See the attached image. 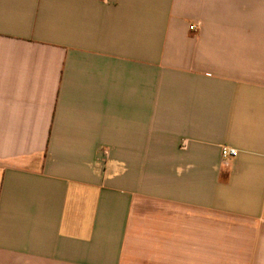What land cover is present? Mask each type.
<instances>
[{
  "label": "crops",
  "instance_id": "0c3cea01",
  "mask_svg": "<svg viewBox=\"0 0 264 264\" xmlns=\"http://www.w3.org/2000/svg\"><path fill=\"white\" fill-rule=\"evenodd\" d=\"M0 264H264V0H0Z\"/></svg>",
  "mask_w": 264,
  "mask_h": 264
},
{
  "label": "built area",
  "instance_id": "2783aa9c",
  "mask_svg": "<svg viewBox=\"0 0 264 264\" xmlns=\"http://www.w3.org/2000/svg\"><path fill=\"white\" fill-rule=\"evenodd\" d=\"M191 30H195V26L190 27ZM239 152L236 148L224 146L221 149V155L224 159H231L236 158L238 156Z\"/></svg>",
  "mask_w": 264,
  "mask_h": 264
}]
</instances>
